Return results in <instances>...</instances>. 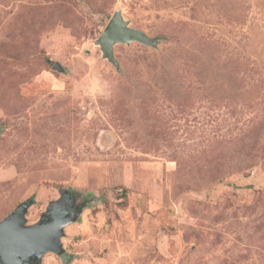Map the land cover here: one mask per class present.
I'll return each instance as SVG.
<instances>
[{
  "label": "rangeland",
  "instance_id": "1",
  "mask_svg": "<svg viewBox=\"0 0 264 264\" xmlns=\"http://www.w3.org/2000/svg\"><path fill=\"white\" fill-rule=\"evenodd\" d=\"M63 191L39 264H264V0H0V220Z\"/></svg>",
  "mask_w": 264,
  "mask_h": 264
},
{
  "label": "water",
  "instance_id": "2",
  "mask_svg": "<svg viewBox=\"0 0 264 264\" xmlns=\"http://www.w3.org/2000/svg\"><path fill=\"white\" fill-rule=\"evenodd\" d=\"M133 41L147 46L154 44L144 31L130 27L121 11L116 10L96 43L104 58L117 64L114 45ZM54 67L60 68L58 63ZM74 200L69 191H63L60 198L52 201L33 224H26L25 219V213L33 200L29 199L16 206L0 220V264H39L47 251L58 254L63 262H68L71 255L65 252L60 238L64 234V227L75 221L86 205V202L75 205Z\"/></svg>",
  "mask_w": 264,
  "mask_h": 264
}]
</instances>
